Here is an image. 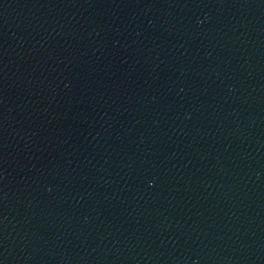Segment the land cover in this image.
Returning <instances> with one entry per match:
<instances>
[{"label": "water", "instance_id": "95a60500", "mask_svg": "<svg viewBox=\"0 0 264 264\" xmlns=\"http://www.w3.org/2000/svg\"><path fill=\"white\" fill-rule=\"evenodd\" d=\"M99 264H264V0H90Z\"/></svg>", "mask_w": 264, "mask_h": 264}]
</instances>
